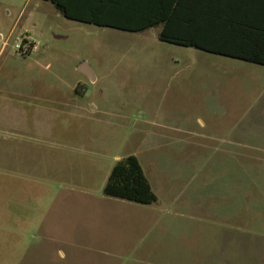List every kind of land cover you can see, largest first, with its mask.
<instances>
[{
  "label": "rangeland",
  "instance_id": "obj_1",
  "mask_svg": "<svg viewBox=\"0 0 264 264\" xmlns=\"http://www.w3.org/2000/svg\"><path fill=\"white\" fill-rule=\"evenodd\" d=\"M159 31L0 0V264H264V67ZM129 155L151 205L102 193Z\"/></svg>",
  "mask_w": 264,
  "mask_h": 264
},
{
  "label": "trees",
  "instance_id": "obj_2",
  "mask_svg": "<svg viewBox=\"0 0 264 264\" xmlns=\"http://www.w3.org/2000/svg\"><path fill=\"white\" fill-rule=\"evenodd\" d=\"M42 1L72 21L128 33L159 28L160 42L264 67V0ZM102 193L138 205L157 201L134 155L114 164Z\"/></svg>",
  "mask_w": 264,
  "mask_h": 264
},
{
  "label": "water",
  "instance_id": "obj_3",
  "mask_svg": "<svg viewBox=\"0 0 264 264\" xmlns=\"http://www.w3.org/2000/svg\"><path fill=\"white\" fill-rule=\"evenodd\" d=\"M78 70H79V72H81L85 76L89 77L91 80L94 79L93 74L91 73V71L89 70V68L87 67V65L85 63L81 64L79 66Z\"/></svg>",
  "mask_w": 264,
  "mask_h": 264
},
{
  "label": "crops",
  "instance_id": "obj_4",
  "mask_svg": "<svg viewBox=\"0 0 264 264\" xmlns=\"http://www.w3.org/2000/svg\"><path fill=\"white\" fill-rule=\"evenodd\" d=\"M19 91H14V89L12 90L13 91V96H14V93H19V97H24L25 96V94H24V88H20V89H18ZM16 95V94H15Z\"/></svg>",
  "mask_w": 264,
  "mask_h": 264
},
{
  "label": "built area",
  "instance_id": "obj_5",
  "mask_svg": "<svg viewBox=\"0 0 264 264\" xmlns=\"http://www.w3.org/2000/svg\"><path fill=\"white\" fill-rule=\"evenodd\" d=\"M26 41H27V40H26ZM27 43H28L29 45H30V44L33 45L31 49H34V48H35L34 42H32V41L29 40V42L27 41Z\"/></svg>",
  "mask_w": 264,
  "mask_h": 264
}]
</instances>
